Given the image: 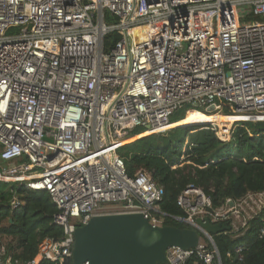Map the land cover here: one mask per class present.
<instances>
[{
  "label": "built area",
  "instance_id": "1",
  "mask_svg": "<svg viewBox=\"0 0 264 264\" xmlns=\"http://www.w3.org/2000/svg\"><path fill=\"white\" fill-rule=\"evenodd\" d=\"M184 104L260 117L232 124L264 120V0H0V181L46 191L62 230L14 263L64 264L75 229L95 215L140 212L162 225L163 187L143 170L128 175L117 151L133 128L167 130ZM176 204L183 216L173 218L200 239L169 247L168 264H222L196 219L240 232L264 207V190L213 206L188 184ZM11 263L0 240V264Z\"/></svg>",
  "mask_w": 264,
  "mask_h": 264
},
{
  "label": "trees",
  "instance_id": "2",
  "mask_svg": "<svg viewBox=\"0 0 264 264\" xmlns=\"http://www.w3.org/2000/svg\"><path fill=\"white\" fill-rule=\"evenodd\" d=\"M117 39L116 31L109 33L104 49L108 50ZM190 109L209 114L204 108L184 104L172 114L170 123L182 121ZM229 112L227 107L221 111L222 114ZM145 131L143 127L133 128L128 137ZM117 153L123 158L128 175L143 170L163 187L164 195L158 204L159 211L166 214L162 224L188 227L173 218L183 216L176 199L188 184L200 187L211 198L213 206L222 205L226 198L236 199L247 191L264 190V120L233 124L226 141H221L209 124L176 126L136 137L122 145ZM3 166L5 162L0 160V168ZM13 197L19 202L16 207L11 206ZM56 211L46 191L0 181V240L12 259L11 264L33 258L41 238L61 236V227L53 223ZM263 225L264 207L240 232L213 235L222 264H264V234H259ZM237 246L243 248L241 258L234 252ZM38 264L56 263L42 260Z\"/></svg>",
  "mask_w": 264,
  "mask_h": 264
},
{
  "label": "water",
  "instance_id": "3",
  "mask_svg": "<svg viewBox=\"0 0 264 264\" xmlns=\"http://www.w3.org/2000/svg\"><path fill=\"white\" fill-rule=\"evenodd\" d=\"M196 224L211 236L230 231L228 225L211 224L207 218H197ZM199 239L196 229L152 224L140 212L100 214L75 229L70 261L71 264H168L169 247H195Z\"/></svg>",
  "mask_w": 264,
  "mask_h": 264
},
{
  "label": "bare ground",
  "instance_id": "4",
  "mask_svg": "<svg viewBox=\"0 0 264 264\" xmlns=\"http://www.w3.org/2000/svg\"><path fill=\"white\" fill-rule=\"evenodd\" d=\"M241 118H249V119H257L260 118L259 115H253V116H244V115H231V114H206L202 111L196 110V109H190L186 112V116L183 118L181 122H175L174 125H197V124H203L204 122H207L209 120H216V122L219 124V126L222 125L229 127V125L237 119ZM172 125V124H171ZM170 125V126H171ZM169 126V127H170ZM140 136V135H137ZM135 136L129 137L127 140L123 142H129L132 141Z\"/></svg>",
  "mask_w": 264,
  "mask_h": 264
},
{
  "label": "rangeland",
  "instance_id": "5",
  "mask_svg": "<svg viewBox=\"0 0 264 264\" xmlns=\"http://www.w3.org/2000/svg\"><path fill=\"white\" fill-rule=\"evenodd\" d=\"M244 8H249L248 6H240V7H238V13L240 14L241 13V11H243L244 10ZM243 22V20H241V23ZM246 22H252V20H248V21H245V23ZM207 113H209V114H221V115H225V114H222L221 112H216L215 110H212V111H207L206 109H204ZM228 115V114H227ZM185 116H186V113H185ZM211 122H213V121H215V122H213V124H215L216 125V127H217V129L218 130H221L222 132H223V135H222V137H225V140H227L228 138H229V135H230V133H231V129H232V126H233V124L231 125H229V127H227V126H224V125H222V123H221V126H219V124H217L216 123V120H210ZM210 121H207V122H204V124H209V125H211L209 122ZM235 121V120H234ZM178 122V121H177ZM181 122V121H180ZM197 125H200V124H197ZM203 125V124H202ZM176 126H179V125H174V123H172V125L170 126V127H168V129H170V128H172V127H176ZM181 126V125H180ZM212 126V125H211ZM167 129V130H168ZM166 131V130H165ZM143 134H149V133H142V134H140V136L141 135H143ZM132 137V136H131ZM135 137H138V136H135ZM125 139H128V138H125ZM222 140H224V139H222ZM120 208V205L119 204H105V210H107V211H116V210H118Z\"/></svg>",
  "mask_w": 264,
  "mask_h": 264
},
{
  "label": "crops",
  "instance_id": "6",
  "mask_svg": "<svg viewBox=\"0 0 264 264\" xmlns=\"http://www.w3.org/2000/svg\"><path fill=\"white\" fill-rule=\"evenodd\" d=\"M210 121V120H209Z\"/></svg>",
  "mask_w": 264,
  "mask_h": 264
}]
</instances>
